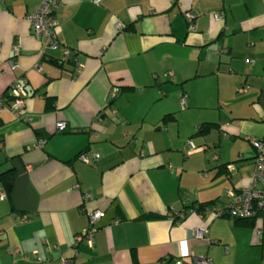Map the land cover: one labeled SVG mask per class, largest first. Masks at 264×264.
Returning <instances> with one entry per match:
<instances>
[{
    "label": "crops",
    "instance_id": "1",
    "mask_svg": "<svg viewBox=\"0 0 264 264\" xmlns=\"http://www.w3.org/2000/svg\"><path fill=\"white\" fill-rule=\"evenodd\" d=\"M42 1L0 0V174L14 173L0 264H264V210L236 223L186 208L250 180L251 140L264 138V0H57V49L26 18ZM16 79L28 91L18 118ZM85 150L99 157L85 164ZM93 209L104 212L93 246H74ZM198 226L215 242L196 239Z\"/></svg>",
    "mask_w": 264,
    "mask_h": 264
},
{
    "label": "built area",
    "instance_id": "2",
    "mask_svg": "<svg viewBox=\"0 0 264 264\" xmlns=\"http://www.w3.org/2000/svg\"><path fill=\"white\" fill-rule=\"evenodd\" d=\"M97 2L98 0H93ZM57 0H43L38 6L35 12L26 16L28 22L30 23L33 34L38 38L45 39V48L48 49H57L60 46L56 26L58 25L57 19L55 18L54 11L57 7ZM188 20V28L193 29L194 25L192 24V19L194 14L188 12L186 14ZM214 18L219 20L222 18V14L214 13ZM117 28L122 29L121 23H117ZM63 54L65 57H71V50L68 47H63ZM14 54H17L19 51L18 44L13 47ZM76 68H80L81 64L74 60ZM8 67L14 69L17 65L16 61L13 58L7 60ZM239 91L245 90V88L239 87ZM118 93L117 88H114L111 92V97H116ZM8 96L9 101L7 108L10 112L14 114L16 118L22 115V111L25 108L26 98L28 96V91L26 89V80H14L8 86ZM185 99L183 98L182 101ZM4 97H0V110L4 108L5 105ZM59 129L65 127L64 122H60L58 125ZM36 146H42L44 140L39 139L36 143ZM251 144L254 147L256 154L254 159V167L250 175V180L247 185L239 187L236 191H227L223 203L217 201L207 205L204 209L209 211L214 217L229 216L231 218H257L264 210V138L263 139H252ZM188 145L193 147V142L188 141ZM99 154L97 152L91 151H82L78 154V159L88 164L97 160ZM230 167V166H229ZM90 195L85 194V197ZM5 197L4 192L0 189V199ZM103 210L93 209L88 210L89 218V227L82 231L79 234H76L74 246L84 242L87 246L92 247L94 243V233L96 231L95 224L103 216ZM177 214V213H176ZM259 233L262 232V229L257 230ZM194 237L199 240H206L208 243L215 242L208 238V229L206 226H198L194 230ZM76 250V249H75ZM199 264H208L209 259L206 256L198 257ZM61 264H73L72 259L62 258ZM176 264H183L182 260L179 259L176 261Z\"/></svg>",
    "mask_w": 264,
    "mask_h": 264
},
{
    "label": "trees",
    "instance_id": "3",
    "mask_svg": "<svg viewBox=\"0 0 264 264\" xmlns=\"http://www.w3.org/2000/svg\"><path fill=\"white\" fill-rule=\"evenodd\" d=\"M209 128V125H206L205 127H203V130H207ZM201 129V128H200ZM78 157V155H77ZM13 178H14V173L12 170H8L6 172H2L0 174V189L4 192L5 196L7 194V192L9 191V187L12 185L13 182ZM215 202V200L213 201H209V202H204V203H200L198 205L195 204H189L186 206L187 209H189L190 211H197V212H201L204 210V208ZM186 208L183 209L184 213H186ZM178 214H176L175 217H177ZM223 217V216H222ZM233 219L236 221V223H243V222H247V221H253V219L250 218H237V217H233Z\"/></svg>",
    "mask_w": 264,
    "mask_h": 264
},
{
    "label": "rangeland",
    "instance_id": "4",
    "mask_svg": "<svg viewBox=\"0 0 264 264\" xmlns=\"http://www.w3.org/2000/svg\"><path fill=\"white\" fill-rule=\"evenodd\" d=\"M188 141H192L191 139L190 140H188ZM195 145V144H194Z\"/></svg>",
    "mask_w": 264,
    "mask_h": 264
}]
</instances>
